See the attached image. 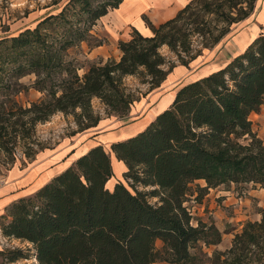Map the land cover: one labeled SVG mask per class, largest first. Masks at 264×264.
Here are the masks:
<instances>
[{"label": "trees", "instance_id": "16d2710c", "mask_svg": "<svg viewBox=\"0 0 264 264\" xmlns=\"http://www.w3.org/2000/svg\"><path fill=\"white\" fill-rule=\"evenodd\" d=\"M255 1L190 0L158 26L143 16L151 36L133 29L118 43V61L92 64L81 77L68 51L91 38L97 21L122 0H68L33 28L0 38V153L13 162L21 143L31 158L35 126L58 112L73 115L80 131L96 127L94 98L125 115L135 101L125 77L142 74L151 89L158 88L175 68L162 47L187 67L246 19ZM262 29L225 67L180 87L142 132L111 144L127 168L122 182L106 187L113 175L110 158L95 146L36 192L7 206L0 215L9 220L1 225L3 237L32 245L36 264H264V216L247 222L228 249L208 257L198 244L217 245L220 234L184 205L195 181L205 186L198 187L194 201L220 186L264 188V143L249 119L264 106ZM193 37L200 48L193 49ZM99 46L101 40L94 48ZM27 76H34L32 88L43 96L25 107L17 96L27 90L20 83ZM137 186L151 190L146 194ZM148 196L157 201L149 203ZM0 255L5 256L0 264L28 260L20 248Z\"/></svg>", "mask_w": 264, "mask_h": 264}, {"label": "rangeland", "instance_id": "374dc122", "mask_svg": "<svg viewBox=\"0 0 264 264\" xmlns=\"http://www.w3.org/2000/svg\"><path fill=\"white\" fill-rule=\"evenodd\" d=\"M67 1L68 0H0V38L16 35L26 28H33L38 21L48 14L58 13ZM263 5L264 0L255 1L253 10L246 19L232 25L229 33L213 48L203 50V53L208 51L211 54L218 48V51L211 61L207 60L208 56L203 59L202 66H205L206 61L207 63L220 64L226 52L229 49L233 50V48H231L232 46L235 47L234 38L239 33L243 32V34H249V37H251V34L256 35L259 30H261L260 33H263V29L261 28L264 23L262 20V14L264 13V9H262ZM115 13L116 11H111L106 21H115V24L119 26L120 23L118 18L114 15ZM112 22H106V24L96 23V26L93 27L91 31L92 37L68 51L67 59L72 61L80 77L92 64L106 62L108 60L118 61L120 59L121 52L118 49L120 40L111 39L108 32H106L111 26H114ZM123 22H125V20H123ZM129 34L131 36L133 30H131ZM98 40L102 41V48L100 50L101 56H91V50ZM192 40L193 49L200 48L198 39L193 37ZM160 51L166 57V60L173 63L175 67L181 66L175 55L167 47H162ZM202 66L186 68L185 76L181 80L172 84L163 82L155 89L150 88L148 77L142 74L125 77L123 79L124 86L127 89V93H130L135 101L125 115H119L107 109L99 99H92L91 106L93 115L99 117V120L102 121L101 125L107 123H112L111 125H114L113 127L109 125V127L98 129L96 132H93V134L85 133L86 130L80 131V127L75 121V118L70 114L65 115L58 112L50 117L47 122L38 123L35 126L34 134L35 143H37V145H34L32 148L34 153L31 158L25 157V150L21 143L14 152L13 162L11 160L8 161L7 158L0 153V207L1 205L3 207V205L8 204L10 201L28 194L37 181H39L38 179L34 181L33 176L27 180L26 177L36 168L33 166L37 162V155L41 152L54 151L61 142H70L79 136L81 138H79L80 141H83L80 147L92 142L103 143V148L109 154L110 149L108 147V141L105 140L106 135L112 132L117 134L122 128L131 124L140 116V114L134 115L136 112L140 113L142 110H147L148 108L154 109L158 101L166 106L170 97L176 90L182 87L187 81L203 73ZM139 71H142V69ZM34 79V76H27L20 80V83H22L27 90L17 96V101L25 107H28L31 102H35L43 96L42 93L32 88ZM174 79H176V77H173V80ZM77 112H79V110H77ZM251 121L253 132L256 133L257 137L264 143V106L261 107L259 113L251 116ZM77 143L78 142H76V145ZM39 172L36 174H39ZM42 175L43 173H41L40 177ZM123 183L125 187H128L127 181ZM112 184L113 182L111 181L106 184V187L111 189ZM199 186L204 187L205 183L203 181H195L190 185V191L184 205L190 209L194 219L200 220L208 225H213L219 232L220 242L217 245L207 247L202 243L198 244L202 252L210 257L215 251L223 252L228 249L231 246L234 236L242 231L247 222L254 223L262 219L264 216V188L258 184H231L230 186H220L216 189H210L202 199L194 201L200 194L198 190ZM137 189L146 194L151 190L150 188H142V186H137ZM148 201L154 204L157 199L148 196ZM8 221L6 217L3 219L1 218L0 228L1 225L8 223ZM193 224H195L194 221ZM156 247L160 249L161 244L157 243ZM14 248L23 249L25 253H28V260H20L16 264H36L32 245L14 239H7L3 237L0 230V250H12ZM0 263H5V256L0 255ZM155 264L166 263L157 262Z\"/></svg>", "mask_w": 264, "mask_h": 264}, {"label": "crops", "instance_id": "0c3cea01", "mask_svg": "<svg viewBox=\"0 0 264 264\" xmlns=\"http://www.w3.org/2000/svg\"><path fill=\"white\" fill-rule=\"evenodd\" d=\"M189 1L190 0H122L118 8L112 10V11H116L114 15L118 18V21L120 23L119 26L115 24V21L114 22H112V20L106 21V18L110 16L111 12H109L107 15H105L99 21H97V24L100 23L106 24V22L107 23L112 22L114 24V26H111V28H109L108 30L105 29L106 32H108L111 39L127 41L130 38L129 33L133 29L139 32L142 36L148 37L151 36L152 34L150 29L146 26L144 22L143 16H145L154 26H158L159 24H162L168 20L173 19L176 16V14L189 3ZM262 9H264V5ZM123 20H125V22H123ZM262 20L264 21V13L262 14ZM262 27H264V23L261 26V28ZM260 32L261 30H259V32L256 35L251 34V37H249V34H243V32L239 33L234 38V42H235L234 45L236 49L234 46H232L231 48H233V50L229 49L226 52V54L223 56V61L220 64L211 63V62L207 63L206 61L205 66H202L204 61L203 59L208 56L207 60L211 61L215 56L216 52L218 51V48L211 54L210 52L207 51L206 53H202V55L195 58L192 62L189 63L187 67L181 65L179 67L173 68L172 72L166 77L164 82L168 84H172L174 82L181 80L185 76L186 68H190V67L194 68V67L202 66L203 73H201L200 76L187 81L185 84L194 82L198 79L206 77L222 69L235 56L241 54L248 47V45L255 38L259 36ZM101 48L102 46L93 48L91 50V56L97 57L98 55H100ZM173 77H176V79L173 80ZM176 91L174 92V94H172L166 106L165 104L159 103L158 101L154 109L148 108L147 110H142L140 113L136 112L134 115L140 114V116L131 124H128L127 126L122 128L118 133L116 132L117 134L112 132L106 135L105 140H107L109 143L108 144L109 149L111 144L115 142L127 140L135 136L136 134L142 132L150 124V122H152L157 117V115L162 113L171 105L175 97ZM254 114L255 113L250 115L249 117L250 121H251V116ZM101 123L102 121H100L95 128H90L86 130L85 133L93 134V132H96V130L106 128L107 126L109 127V125L112 124V123L111 124L107 123L105 125H101ZM113 126L114 125H111V127ZM79 138L80 137L78 136L77 138L73 139V141L61 142V144L54 151L53 150L45 151L37 155V159H36L37 162L33 166L36 168H34L27 175L26 180L33 176L34 181H36V179H38L39 181H37L35 186L28 194H25L22 197L29 196L34 192H36L38 189H40L42 186H44L46 183L52 180L55 176L59 175L67 168L72 166L78 158L86 154L91 148L98 145H101L102 147L104 146L103 143L92 142L89 143L88 145H84L80 147L83 141L81 142L80 141L81 138L80 139ZM76 142H78L77 145ZM108 155L110 158L111 170L113 175L111 179L107 182V184L110 183L111 181L113 182L112 188L109 189L112 190L118 182L123 181L122 180L123 174L127 171V168L122 161L116 159L115 155L112 153L111 150ZM37 172H39V174H36ZM41 173H43V175L40 177ZM17 199L10 201L8 204L3 205V207L1 205L0 211L1 210L2 211L0 215L4 212L7 206H9L12 202H14Z\"/></svg>", "mask_w": 264, "mask_h": 264}]
</instances>
